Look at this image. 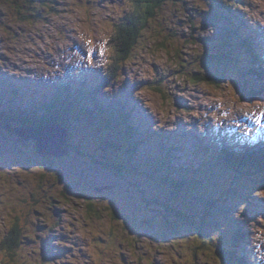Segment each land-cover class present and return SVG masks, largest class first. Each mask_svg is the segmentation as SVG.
Masks as SVG:
<instances>
[{
	"label": "rangeland",
	"instance_id": "obj_1",
	"mask_svg": "<svg viewBox=\"0 0 264 264\" xmlns=\"http://www.w3.org/2000/svg\"><path fill=\"white\" fill-rule=\"evenodd\" d=\"M156 1L34 0L31 6L25 0H0V97L5 96L7 107L12 104L24 110L28 105L31 109V103L20 97L27 94L29 82L35 88L31 94L43 96L50 90L55 80L52 66L75 72L69 84V92L74 96L82 95L81 90L88 95L93 93L106 66L123 67L113 86L99 88L104 90L96 96L104 109L103 116L109 108L115 110L125 100L128 106L137 103V99L141 101V113L132 111L138 133L132 126L118 128L117 120H112L109 126L104 125V119L91 118V124L90 118L89 122L86 118L77 121V114L92 110L89 102L67 104L69 117L76 120L72 121L73 127L56 126L52 130L55 132L49 134L67 139L71 153L65 156H41L35 150L37 142L31 138L17 139L12 134L0 133V246L5 241L6 247H0V264H226L221 252L231 247L236 224L242 228V242L237 244V251H245L247 262L257 256L264 262V192L252 196V190L249 191L256 175L247 168L236 170L231 160L225 168L214 162L199 167L196 164L200 152L197 140L212 144L210 155L222 143L236 147L252 145L257 141L258 128L264 131V119L260 120L264 116L261 101L242 103L234 90L236 82L243 81L241 73H238L239 80L233 74L236 70L232 63L227 67L230 58L224 56L229 50L222 42L224 37H230L225 21L229 17L218 20L224 11L233 13L232 26L238 27L243 20L255 29L256 37H251V41L260 44V28L264 29V11L260 13V9L264 8V0H239L242 6L231 1L226 7L223 5L229 0H160L158 4ZM136 5L137 17L146 26L140 30L135 47L123 63L118 60L121 42L117 37L121 24L132 15ZM148 6H154L155 15L145 18ZM245 39L249 40L247 36ZM76 44L81 46L82 54L76 52L79 49ZM213 55L224 59H216V68L208 69L207 64L216 58ZM232 57L236 59L234 63L244 65L246 58L242 51ZM22 66L35 70L23 72ZM206 71L218 75L228 72L229 81L216 87L205 80ZM36 75L42 77L35 80ZM75 77L78 81L73 84ZM16 83L25 86L17 97L15 90H22ZM253 85L258 87L256 82ZM133 90L134 97L129 96ZM61 94L60 89H52L50 100L58 102ZM72 95L68 96L71 100ZM32 100L41 109L50 103L45 96ZM56 107L55 113L59 111ZM11 112L12 108L0 109V116L7 113L6 118L18 116V110L13 115ZM147 112L152 115L151 119H146ZM88 114L101 115L90 111ZM46 115L47 112H40L35 118L46 120ZM178 119L188 125L194 143V154L184 165L192 174L199 171L203 179L199 186L203 188L184 186L173 190L161 181L163 171L152 162L137 170V162L133 161L138 154L130 158L133 149H128L126 162L135 174L133 182L101 167L104 157L110 154L125 162L128 146L135 145L147 134L154 137L160 132L158 141L169 134L174 136ZM216 120L221 122L218 127L205 126ZM39 130L32 128L30 135L42 132V136H47L48 131ZM118 134L127 138H120ZM138 144L139 153L148 149L151 156L158 157L148 143ZM185 147L187 153L192 151L191 142ZM173 157L171 160L178 162L172 161L170 165L181 169L184 165L180 163L184 160ZM26 164L30 169L21 170ZM55 164L59 167H52ZM231 180L232 184L238 180L243 184L234 188L229 183ZM137 182L143 187L152 185L163 195L146 188L140 191ZM212 182L220 184L222 194L214 206L208 207L205 200L218 192L212 185L207 187ZM130 186L136 196L129 193ZM154 194L164 202L166 210L144 205L147 200L157 198L152 197ZM147 207L155 209L151 208L153 212L149 213L151 210ZM177 213L201 223L202 229L195 224H180ZM204 215L211 220H205ZM166 221L176 223L175 228L167 229ZM17 230L19 234L36 236L40 242L46 240L45 246L51 251L36 249L37 245H32L37 241H32L30 236L21 243L29 245L9 250ZM162 233L167 236L159 235ZM20 253L26 255L22 261L15 259Z\"/></svg>",
	"mask_w": 264,
	"mask_h": 264
},
{
	"label": "trees",
	"instance_id": "obj_2",
	"mask_svg": "<svg viewBox=\"0 0 264 264\" xmlns=\"http://www.w3.org/2000/svg\"><path fill=\"white\" fill-rule=\"evenodd\" d=\"M25 1H26V4L29 3L31 6H33V4H34V0H25ZM141 1L150 3L153 0H141ZM217 1L219 2V0H217ZM42 2H44V1H42ZM158 2H160V0H157L155 3L158 4ZM230 2L231 3L235 2L234 4L240 3L239 0H229V1H225V5H223V6H227ZM220 6H222V5H220ZM220 6H218V8H220ZM153 7L148 6L146 8V11L144 12L145 18L155 15V9ZM219 11H220V9H218V12ZM218 15H221V14H218ZM232 16H233V13L229 14V12L226 13V11L223 12L222 16H218V20H220V21H224L225 18L229 17V20H225V21L227 22V31H229L228 35L230 37H228L226 39L224 37V39L222 40L224 47L229 48V50L227 51L228 55H224V56H226L225 58H228V59L230 58L229 63L226 64L227 67L230 66L231 63L233 64V57L231 58V56H232V54L234 56V52L238 48V44H236L234 49L232 47L233 46V40L232 39L234 36H237L236 32L231 33V31H230V29L232 28V22H231V20L233 19ZM214 18L215 17H213V19ZM23 19H26V18L23 17ZM145 24H146V22L142 18H140V16L137 17V5H136L133 12H132V15L128 18V20H126V22L122 23L121 24L122 27H120V33L117 37L118 39H120V42H121V45L118 46V50H117V52L119 54L118 56H120L118 58V60L120 59L119 61H121L123 63L127 62L129 54L132 52L133 48L135 47V45L137 43L138 34H139L140 30L145 28V26H146ZM190 30H191V27H190ZM213 57H216V58H213ZM213 57H211V59L213 58V61H212L213 63L207 64L208 69L209 68H216V64H217V62H215L216 59H217V61L218 60L222 61L224 59V57H222V56L220 57L218 55L217 56L213 55ZM250 57H252V56H250ZM228 59H226L227 62H228ZM108 66H109V68L106 66V68L104 69V71L102 73V77L100 79V83L98 84V86L96 88H94V92L89 94V95H86V97H82V98H79L78 95L72 96L74 99V102L77 101V102L81 103L83 101V103H84V102H88V101L89 102L94 101V103H97L95 100V99H97V97H96L97 94H100L104 91V90L103 91L100 90L99 88L101 87V88H107L108 89L111 86H113L117 82V80H119V78H120L119 72H120V70L123 69V67L117 66V65H108ZM204 73H206V76H205L206 79L205 80L210 82L211 84L216 85V87H218L221 82L229 81V78L226 77V75L229 74L228 72H224L222 75H218V73H211L210 71H206ZM248 75H253V74H252V72H250ZM242 78H244V75H242ZM245 86L248 87V84L247 83L245 84L244 81L242 84H239L236 82V90L237 91L239 90V93L242 96V100L243 101H249V102L254 101L256 98V94L260 93V91L248 89ZM1 102H2V97H0V105H1ZM67 104H73V103H71V102L58 103L57 106L59 107V111L56 113H55L54 109H57V107H52L51 105H46L45 108L43 107L44 109H41L42 108L41 106L38 107L36 105H31V108L33 111L32 115H33L35 120H33V122H31L30 125L34 126L36 121H37V122H39V124H42V125L58 122V124H60L61 126H64L65 128L66 127H73L72 121L75 122L76 120L71 119L69 117V115H68L69 109L66 107ZM48 106H50V107L48 108ZM38 112L39 113L40 112L41 113L47 112L48 115H46V117H47L46 120H41V121L37 120L35 118V116L38 115ZM6 117H7V114H5L4 117L0 118V123L8 125V121H7ZM89 117L96 120L93 116L89 115ZM89 117H88V119H89ZM110 120L111 121L117 120V122H118L117 125H119V118H118L117 113H114L110 117ZM89 121L91 122L90 119H89ZM126 128H128V127H126ZM135 148H136V146L132 145V146H129L128 149L134 150ZM128 149H127V152H128ZM137 151H138V148H137ZM260 153H262V154L254 155L248 151H244V152H241L242 156L241 155L239 156V154L237 155L235 153L230 152L229 150H224L218 154V156H219L218 158H219L220 162H224L223 166L220 165L224 168H225L227 162H230L228 160H231V165L235 168H247L250 170L260 171V169H262L264 167V148H262V150H260ZM142 155H143V158L141 157ZM169 156L171 157L172 155L170 154ZM169 156L168 157L161 156L159 158V160L154 162L153 164L158 163V166H160L163 170V175L161 174V176H160L161 181L164 182L167 186L171 187L173 190L177 191L178 189H181L183 187V186H178V184L185 185V183H183V181H180L179 179H175V178L172 179L170 176H168V175L166 176V173H169V171L171 169L170 166H168V164L170 162ZM151 159L152 158H150V154L147 152V150L143 149L141 151V153L138 154L137 170L141 169L142 166H149L151 164V161H150ZM126 162H127V159L125 160V162H123L121 159H118L116 156L110 154L108 157L107 156L104 157V160L102 161L103 164L101 165V167L105 171H108L110 173L113 172L116 175H119L121 177L124 175L123 178H125L127 181L133 182L135 174H133V170L130 168V166ZM251 162H255V163H251ZM95 163L99 164V162H97V161H95ZM52 167L58 168L59 166L53 165ZM52 167H51V170H53ZM259 176H260V179L255 181V187H254L255 190L253 193L264 191V173L259 174ZM177 180L180 183H177ZM188 186H190V188L194 187L191 184H188ZM142 188H146V189L151 190L153 192H156L160 195H163L162 193H159L160 191L157 188L153 187L152 185H150L148 187L147 186L143 187L137 182V189L142 191ZM64 190H65V192H68L66 189H64ZM156 190L159 192H157ZM129 193L133 196H136V192H133L131 186L129 187ZM152 197H157V198L152 199ZM152 197H149L152 200H147L144 205L156 206V207L163 208L166 210L165 204L162 201L158 200V198H160L158 195L155 196V194H154V196H152ZM90 199H92V197ZM205 203H206V205H209L211 207L214 205V203L211 202L209 199L205 200ZM151 208L152 207H147L148 210H151V211H149V213L153 212L152 209H155V208H152V209ZM131 210L132 209H130V211ZM167 211H170V210H167ZM123 216H126V215H123ZM127 216H129V215H127ZM176 217L178 218V221H182V223H180V224H183V223L195 224L199 230L202 229L200 226L201 223H196V221H193L192 219H190L186 215H182L180 213H177ZM149 218L151 219V217H149ZM204 219L208 220V221L211 220L210 218H208V215H204ZM143 222H145V220H143ZM166 222H168L167 223V225H168L167 229L173 230L175 228L173 226H175L176 223L169 222V221H166ZM241 231H242V229L239 228V226L236 224L235 227L233 228V239L235 240V242L237 244L242 242V240H240ZM159 235H163L162 237H164V238H165V236H167L165 233H162ZM8 236H9V234L6 237H8ZM3 244H4V241H3ZM15 246H16V244L14 241L13 244L10 245V247H12V249H13V247H15ZM0 247L2 249L3 248L6 249L5 245H1ZM240 257L241 256H238V254H236V251H231V252H229V255H227V258H226L227 263L226 264H244L243 263L244 260H242Z\"/></svg>",
	"mask_w": 264,
	"mask_h": 264
},
{
	"label": "water",
	"instance_id": "obj_3",
	"mask_svg": "<svg viewBox=\"0 0 264 264\" xmlns=\"http://www.w3.org/2000/svg\"><path fill=\"white\" fill-rule=\"evenodd\" d=\"M173 1H181V0H173ZM55 128H50L48 130L47 136H42V132H39L37 134H32V138L36 139L37 142V152L41 155H51L54 157H60L62 155L67 154L68 148L66 147L67 139L62 140L61 138H57L56 136H49L50 133H53L55 131H52ZM39 131H42L40 129ZM35 135V136H34ZM24 136V135H21ZM50 150V151H47ZM52 152V153H51Z\"/></svg>",
	"mask_w": 264,
	"mask_h": 264
},
{
	"label": "flooded vegetation",
	"instance_id": "obj_4",
	"mask_svg": "<svg viewBox=\"0 0 264 264\" xmlns=\"http://www.w3.org/2000/svg\"><path fill=\"white\" fill-rule=\"evenodd\" d=\"M1 117H2V116H0V118H1ZM0 132H4V133H5L6 131H4V130H0ZM8 134H10V135H11V134L14 135L13 133H8ZM14 136H15V135H14ZM16 138L18 139L19 137L16 136ZM13 160L16 161V159H13ZM13 160H12V161H13ZM20 160H21V159H20ZM12 164H13V166L15 167L14 162H12ZM0 168H2V167H0ZM20 169H21V170L24 169L23 165L20 167ZM6 178H7V177H6Z\"/></svg>",
	"mask_w": 264,
	"mask_h": 264
},
{
	"label": "clouds",
	"instance_id": "obj_5",
	"mask_svg": "<svg viewBox=\"0 0 264 264\" xmlns=\"http://www.w3.org/2000/svg\"><path fill=\"white\" fill-rule=\"evenodd\" d=\"M145 139H146V137H145ZM145 142H146V141H145ZM143 143H144V142H143ZM143 143H142V144H143ZM137 146L140 147L139 144H138ZM67 147H68V146H67ZM138 147H137V148H138ZM39 155H41V154L39 153ZM32 162H33V161H32ZM35 163H36V162H35ZM38 164H39V165H42V163H38ZM23 167H24V169H25V168L30 169L29 165H27V164H26L25 166H23ZM131 187H133V186H131ZM101 190H102V189H101ZM130 221H131V220H130ZM132 223H134V222L132 221Z\"/></svg>",
	"mask_w": 264,
	"mask_h": 264
},
{
	"label": "bare ground",
	"instance_id": "obj_6",
	"mask_svg": "<svg viewBox=\"0 0 264 264\" xmlns=\"http://www.w3.org/2000/svg\"><path fill=\"white\" fill-rule=\"evenodd\" d=\"M38 38V37H37Z\"/></svg>",
	"mask_w": 264,
	"mask_h": 264
}]
</instances>
